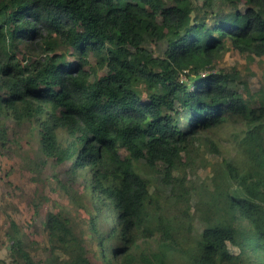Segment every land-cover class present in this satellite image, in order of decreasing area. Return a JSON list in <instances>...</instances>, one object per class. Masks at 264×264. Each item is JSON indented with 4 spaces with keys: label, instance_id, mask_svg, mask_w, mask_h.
<instances>
[{
    "label": "trees",
    "instance_id": "obj_1",
    "mask_svg": "<svg viewBox=\"0 0 264 264\" xmlns=\"http://www.w3.org/2000/svg\"><path fill=\"white\" fill-rule=\"evenodd\" d=\"M214 1L0 0V115L32 119L43 154L70 161V173L87 179L94 211L112 213L99 245L126 264H264V88L250 92L235 68L215 69L227 49L264 55V0L244 9L229 0L217 12ZM36 36L34 57L21 60L19 44ZM155 39H165L161 55L144 45ZM90 53L106 67L102 75L85 67ZM226 123L242 129L225 156L208 133ZM199 139L221 160L194 202L210 219L193 231L186 169L196 170ZM5 141L0 123V146ZM143 171L158 174L173 216ZM31 204L35 217L42 203ZM42 225L49 253L37 261L9 220L11 264H92L68 217L47 212Z\"/></svg>",
    "mask_w": 264,
    "mask_h": 264
},
{
    "label": "rangeland",
    "instance_id": "obj_2",
    "mask_svg": "<svg viewBox=\"0 0 264 264\" xmlns=\"http://www.w3.org/2000/svg\"><path fill=\"white\" fill-rule=\"evenodd\" d=\"M240 9L248 5V0H234ZM124 2V1H123ZM229 8V0H215L212 9L217 12ZM243 21L245 19L243 18ZM158 32L165 31L160 17H157ZM38 36L32 40H27L19 44L18 57H34L36 52L33 43ZM165 39L146 40L144 45L151 49L154 55H161L163 52ZM27 47V48H26ZM69 59H75L71 50L66 52ZM88 70H95L97 75L106 72V67L98 68L95 58L90 53L88 63L85 65ZM235 68L241 81H246L250 92H255L259 88H264V55L251 56L234 49H227L221 58L215 61V69L229 71ZM91 73L90 79H93ZM241 81H236L232 85L236 89L245 93L244 85ZM180 101L177 100L176 106L180 109ZM0 123L6 129V141L0 146V258L11 264L12 255L9 252L11 244L12 230L9 229V220L13 219L25 234L27 246L33 258L37 261L43 260L48 256V246L50 239L43 229L42 220L47 212H57L69 218L74 230L83 238L86 255L92 264H126L123 258L116 255L112 257L108 247L101 248L99 245V232H103L112 225V213L103 210L100 213L94 211L95 197L91 193V187L85 177L80 173L72 175L70 173V161L56 162L53 157L45 156L41 151L39 143L38 126L30 118H23L20 122L15 121L11 116L0 115ZM179 126L185 128V120L179 117ZM242 125L230 123L224 124L213 134L221 143L223 155L235 153V141L239 138ZM58 136H65L63 129H58ZM199 155L196 158V170L186 169L187 178L192 180V205L198 199L197 193L205 191L208 170L211 164L221 160L216 154L205 150L203 141H197ZM123 155L125 151L119 149ZM161 167V164H159ZM151 179L150 189H161L165 203L164 212L168 216L176 213L175 205L167 196L168 190L160 182L158 174L143 171ZM180 171L179 176L182 175ZM204 181V182H203ZM46 196L48 200L40 198ZM32 200H40L39 215H33ZM193 215V231L199 229L203 223L210 219V212L206 208L196 209L195 204L190 211ZM94 216V224L91 216ZM160 236L159 233L154 238ZM247 247H253V241H246ZM101 248V249H100ZM57 254L59 251L55 250ZM139 264V263H132Z\"/></svg>",
    "mask_w": 264,
    "mask_h": 264
},
{
    "label": "built area",
    "instance_id": "obj_3",
    "mask_svg": "<svg viewBox=\"0 0 264 264\" xmlns=\"http://www.w3.org/2000/svg\"><path fill=\"white\" fill-rule=\"evenodd\" d=\"M183 78H184V76L181 77V79H183Z\"/></svg>",
    "mask_w": 264,
    "mask_h": 264
}]
</instances>
